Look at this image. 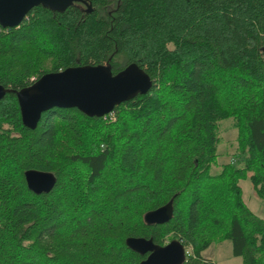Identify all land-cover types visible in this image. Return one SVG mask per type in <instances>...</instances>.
<instances>
[{
  "label": "trees",
  "instance_id": "1",
  "mask_svg": "<svg viewBox=\"0 0 264 264\" xmlns=\"http://www.w3.org/2000/svg\"><path fill=\"white\" fill-rule=\"evenodd\" d=\"M37 5L0 27V85L18 90L46 72L133 62L144 94L101 117L52 107L22 125L14 93L0 99V264H138L128 236L179 239L182 264L228 240L240 264H264V215L241 197L248 178L264 200V0H80ZM236 131L233 160L211 172L218 122ZM55 177L47 193L23 171ZM172 199V215L143 214Z\"/></svg>",
  "mask_w": 264,
  "mask_h": 264
},
{
  "label": "water",
  "instance_id": "2",
  "mask_svg": "<svg viewBox=\"0 0 264 264\" xmlns=\"http://www.w3.org/2000/svg\"><path fill=\"white\" fill-rule=\"evenodd\" d=\"M73 0H0V27H15L34 6L41 5L61 11ZM151 86L149 76L142 68L130 62L112 74L106 63L70 66L56 72H46L30 85L11 90L0 85V99L7 92L14 93L23 126L33 129L41 113L52 108H76L87 116L101 117L115 105L144 94ZM23 178L34 194L47 193L55 183L51 172L26 169ZM172 215V199L146 211L142 221L162 224ZM124 244L131 251L144 256L138 264H182L185 249L179 239L173 238L160 245L150 237L128 236Z\"/></svg>",
  "mask_w": 264,
  "mask_h": 264
},
{
  "label": "rangeland",
  "instance_id": "3",
  "mask_svg": "<svg viewBox=\"0 0 264 264\" xmlns=\"http://www.w3.org/2000/svg\"><path fill=\"white\" fill-rule=\"evenodd\" d=\"M217 134L219 137V142L217 143V157L215 164L210 168L211 172L217 171L220 163L233 160L232 154L235 152L236 131L232 127L229 118L218 122ZM238 184L241 189L242 200L247 207L255 215L262 217L264 215V200L257 197L247 177L240 179ZM165 242H167V240H165ZM185 251L189 254L188 248H185ZM201 255L209 259L213 264H240V257L231 254V245L228 240L212 242Z\"/></svg>",
  "mask_w": 264,
  "mask_h": 264
},
{
  "label": "flooded vegetation",
  "instance_id": "4",
  "mask_svg": "<svg viewBox=\"0 0 264 264\" xmlns=\"http://www.w3.org/2000/svg\"><path fill=\"white\" fill-rule=\"evenodd\" d=\"M73 2L79 3L81 2L80 0H73ZM82 3V2H81Z\"/></svg>",
  "mask_w": 264,
  "mask_h": 264
},
{
  "label": "built area",
  "instance_id": "5",
  "mask_svg": "<svg viewBox=\"0 0 264 264\" xmlns=\"http://www.w3.org/2000/svg\"><path fill=\"white\" fill-rule=\"evenodd\" d=\"M187 253H186V251H185V255H186Z\"/></svg>",
  "mask_w": 264,
  "mask_h": 264
}]
</instances>
